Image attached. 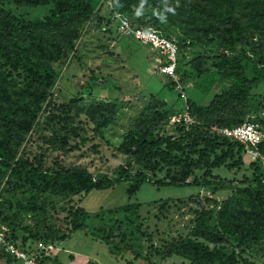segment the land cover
<instances>
[{
    "label": "trees",
    "instance_id": "1",
    "mask_svg": "<svg viewBox=\"0 0 264 264\" xmlns=\"http://www.w3.org/2000/svg\"><path fill=\"white\" fill-rule=\"evenodd\" d=\"M39 6L45 7L42 15L28 14V8ZM116 13L177 44L180 83L192 82L188 87H193L197 78L212 71L221 80L220 90L206 104L197 103L161 73L165 85L116 145L132 167L121 165L111 177L55 160L46 166L49 151L79 148L88 141L85 134L102 135L116 117V101L96 98L101 90L93 79L68 90V98L60 102L54 93L63 66L83 55L79 44L87 31L109 25L115 38L139 42L117 30ZM262 81L264 0H0V226H7L14 243L20 229L26 233L22 244L30 238L58 245L98 217L102 222L97 230L105 233L108 244L117 235L115 228L126 242L131 226L141 228L136 224L139 216L113 220L112 225L104 219L115 212H137L138 205L130 199L142 184L223 186L217 169L247 165L250 173L229 197L220 202L206 199L211 208L191 195L197 207L189 208L193 216L187 233L150 249L160 258L178 256L189 264H264L246 255L264 257V160L253 159L241 142L212 130L238 126L250 112L264 110V94L253 92ZM176 100L183 105L175 107ZM185 109L193 123L171 124L170 117ZM254 121L264 131V116L256 115ZM34 133L41 141L39 150L27 147ZM258 149L264 156V144ZM118 182L127 184L125 205L92 213L81 205L84 196ZM4 191L22 195L19 207L10 205ZM55 196L69 198V205L57 208ZM49 209L65 211L63 228L46 217ZM40 254V261L46 262L48 256Z\"/></svg>",
    "mask_w": 264,
    "mask_h": 264
},
{
    "label": "rangeland",
    "instance_id": "2",
    "mask_svg": "<svg viewBox=\"0 0 264 264\" xmlns=\"http://www.w3.org/2000/svg\"><path fill=\"white\" fill-rule=\"evenodd\" d=\"M20 11L22 8H16L17 13ZM27 11L30 16H39L45 12V7L28 8ZM112 31H114L113 28L106 25L103 28H92L84 34L79 44L83 55H80V59L72 58L63 66L61 79L54 93L57 102H60L68 98L70 94L68 90L74 91L76 86L84 83L87 78L91 81L93 79L94 84L95 82L99 84V88L96 89L101 90L97 91L96 98L116 101V117L102 135H93L90 132L85 134L88 141L84 145L80 144L79 148L67 153L49 151L44 162L46 166H51L55 160L64 165H80L94 174L106 173L111 177L118 175L121 165L133 166L127 157L117 151L116 145L126 129L134 123L135 117L146 105L150 104L152 95L165 85L166 78L159 73L156 65L148 62L147 57H143L142 60L139 52L129 41L122 45V41H118ZM106 46L107 48H104ZM100 75L105 81H102ZM220 81L219 76L211 71L197 78L193 87L185 88V93L190 100L206 104L214 93L220 90L218 88ZM86 90V88L83 89V91ZM253 92L264 94V81L260 82ZM176 103L178 104L175 107L183 105L180 100H176ZM248 115L264 116V110L259 113L250 112L246 116ZM34 134L33 139L27 142V147L39 150L36 145L41 141H38L37 134ZM246 166L244 165L239 170L217 169L216 172L226 182L223 186L142 184L130 199L133 205H138L137 212H115L111 219L109 216L104 219L112 225L113 220L123 221L126 216H139L136 224H141V228L138 230L134 228V225L131 226L127 231L131 235L126 238L128 240L126 242L122 240V232L115 228L114 233L117 235H114L113 240H109L111 243L108 244L105 241V233L97 230L102 220L98 217H91L88 228L75 231L70 239L59 242L58 245L37 241L36 247L38 243H42L46 250H48L47 246H51L52 250H48L49 254L46 252L48 262H44L45 264H50L49 261H52L51 264H189L188 261L178 256L160 258L153 254L150 246H160L172 237L185 235L189 230L187 227L189 220L193 216L189 208L197 207V203L189 199L191 195L211 208L213 203L206 199L220 202L229 197L240 186L239 181L243 179V176L250 173L245 169ZM161 176L160 174L159 177ZM126 188L125 182H118L106 190L91 192L82 198L81 205L91 213L99 208L106 210L125 205L128 203ZM5 194L9 198L10 205L19 207L20 204L17 205V201L23 198L22 195L13 196L6 192ZM60 197L55 196L57 208L61 206L66 208L69 205V198ZM76 199L77 197L72 198L73 201ZM64 214V210L54 212L53 209H49L46 217L63 228L64 225L60 219ZM27 223L28 225L33 224L29 215H27ZM63 247L69 251H62ZM59 250H61L58 257L60 262L57 263V260L53 261L50 256ZM246 255L252 260L264 262V257Z\"/></svg>",
    "mask_w": 264,
    "mask_h": 264
},
{
    "label": "built area",
    "instance_id": "3",
    "mask_svg": "<svg viewBox=\"0 0 264 264\" xmlns=\"http://www.w3.org/2000/svg\"><path fill=\"white\" fill-rule=\"evenodd\" d=\"M110 3V1H109ZM117 20V30L120 31L125 36H132L138 40L143 45H146L164 57L157 63V70L168 76L171 80L176 82L175 89L182 92L186 87L192 86V82L187 84H182L179 82V75L176 72L177 54L178 46L177 44L165 36L161 35L158 31L152 30L150 28H142L139 26L132 25L131 22L121 16L119 13L115 14ZM255 116L248 115L245 120L238 126L235 127H212L213 131L237 140L244 145L246 152L253 158H260L264 160V156L260 154L258 146L264 144V131L258 121H254ZM193 117L190 115L188 109L174 113L170 117L171 124H191L193 123ZM7 227L4 225L0 226V245L5 248V250L12 255L19 264H45L40 261V252L44 255L49 254L52 250L51 246L46 247L42 243H38V247L35 251H29L19 247L16 243L8 239L7 237Z\"/></svg>",
    "mask_w": 264,
    "mask_h": 264
},
{
    "label": "crops",
    "instance_id": "4",
    "mask_svg": "<svg viewBox=\"0 0 264 264\" xmlns=\"http://www.w3.org/2000/svg\"><path fill=\"white\" fill-rule=\"evenodd\" d=\"M113 23V22H112ZM112 25H115L116 26V22L113 23ZM118 41H122V45L127 43V41L130 42V44L133 46H136L137 49L136 51L139 52L142 60L147 57V60L149 63L151 64H154L157 66V63L159 62V60L162 58L161 55L159 54V52H157L156 50L152 49V48H149L148 46L146 45H143L141 44L140 42H132L130 41V38H122V39H118ZM120 43V42H119ZM144 57V58H143ZM157 69V68H156ZM5 226V225H4ZM7 227V226H5ZM18 233V238L17 240H15V243L20 247L22 246L23 249L25 248L26 250H29V251H35L37 249L36 247V242L33 241L32 239L28 238L23 244H22V240L21 238H23L24 236H26V234L20 230V229H17ZM21 247V248H22ZM62 251H66L68 252L69 249H65L64 247L61 249ZM59 250L57 253H53V255H51L50 257L53 258V261L57 260V263L60 262L59 260V255H60V251ZM55 255H57L55 257ZM55 257V258H54ZM48 262V261H47ZM49 263L51 264L52 261H49ZM0 264H19V262H17V260L12 256L10 255L3 246L0 245Z\"/></svg>",
    "mask_w": 264,
    "mask_h": 264
}]
</instances>
